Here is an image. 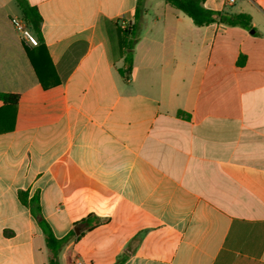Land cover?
<instances>
[{"label":"crops","instance_id":"crops-1","mask_svg":"<svg viewBox=\"0 0 264 264\" xmlns=\"http://www.w3.org/2000/svg\"><path fill=\"white\" fill-rule=\"evenodd\" d=\"M27 1L53 72L0 0V94L18 95L0 98V264H49L41 223L63 238L89 214L108 221L61 264H115L137 236L123 264H264V0H205L247 28L164 0Z\"/></svg>","mask_w":264,"mask_h":264},{"label":"trees","instance_id":"trees-1","mask_svg":"<svg viewBox=\"0 0 264 264\" xmlns=\"http://www.w3.org/2000/svg\"><path fill=\"white\" fill-rule=\"evenodd\" d=\"M18 7L22 11L23 19L25 20L27 26L32 31V33L37 37L39 44L37 48L45 54V66H48L49 70L53 72V66L49 60L48 54L45 48L42 47V16L40 15L38 9L31 6L27 0H15ZM171 7L182 11L188 17H190L194 24L198 27L208 26L213 23H223L229 26H241V27H251V17L246 14H231L227 12H217L208 10L204 7L205 0H164ZM139 17L136 15V21ZM136 27L132 25L131 30L126 28L125 30H119L121 37V45L124 49L122 52V57L124 58V66L119 70L122 75H131L133 72V48L137 42V36L135 33ZM36 74L44 88L49 85L45 82V74L37 67L36 63L31 60ZM46 73V72H45ZM44 75V76H43ZM0 98L5 103H17L18 95L1 93ZM108 221L107 218H101L95 214H89L86 218H83L75 225L80 227L81 233L76 236L74 231H71L67 236L63 238H58L53 232V229L46 222H42V227L45 233L46 246L49 251V264H61L60 255L63 248L72 240H78L86 232L94 229L95 227L104 224ZM141 242V237H135L127 247L126 253L120 256L115 264H123L128 255L135 252L137 246Z\"/></svg>","mask_w":264,"mask_h":264},{"label":"built area","instance_id":"built-area-1","mask_svg":"<svg viewBox=\"0 0 264 264\" xmlns=\"http://www.w3.org/2000/svg\"><path fill=\"white\" fill-rule=\"evenodd\" d=\"M233 2V0H231ZM12 24L14 28L22 35L24 41L31 46H38L39 41L37 37L28 29L24 19L13 18ZM74 264H82L80 261H76Z\"/></svg>","mask_w":264,"mask_h":264},{"label":"water","instance_id":"water-1","mask_svg":"<svg viewBox=\"0 0 264 264\" xmlns=\"http://www.w3.org/2000/svg\"><path fill=\"white\" fill-rule=\"evenodd\" d=\"M75 233L78 236L80 234V230L78 228L75 229Z\"/></svg>","mask_w":264,"mask_h":264},{"label":"rangeland","instance_id":"rangeland-1","mask_svg":"<svg viewBox=\"0 0 264 264\" xmlns=\"http://www.w3.org/2000/svg\"><path fill=\"white\" fill-rule=\"evenodd\" d=\"M28 27V26H27ZM28 29H29V27H28ZM30 30V29H29ZM31 31V30H30ZM32 32V31H31Z\"/></svg>","mask_w":264,"mask_h":264}]
</instances>
